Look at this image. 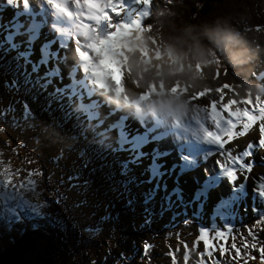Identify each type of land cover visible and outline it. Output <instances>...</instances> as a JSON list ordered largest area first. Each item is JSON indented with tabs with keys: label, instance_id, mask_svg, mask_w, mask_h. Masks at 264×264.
<instances>
[{
	"label": "rangeland",
	"instance_id": "obj_1",
	"mask_svg": "<svg viewBox=\"0 0 264 264\" xmlns=\"http://www.w3.org/2000/svg\"><path fill=\"white\" fill-rule=\"evenodd\" d=\"M156 2L157 0H151L150 5ZM119 3L121 5L119 10L117 12L109 11V19L102 21L103 27L97 28L98 38H103L104 34L113 31L112 25L118 23L131 24L134 20L140 24L145 12L149 11L137 0H119ZM68 5L73 8L71 0ZM1 13L7 14L1 17L2 23L0 22V42L2 45L8 47L9 50H15L24 68L32 70L36 80L45 84L47 89H52L55 94L67 95L73 106L78 103L79 108L85 113L88 124L91 123L92 119H96L98 114L104 115L106 125L105 123L103 125L106 127L100 129L103 139L109 141V145L111 144L114 149L117 148L122 156L129 159L127 161L128 166H132L138 171L137 175L140 180L138 190L140 192L144 189L147 190V199L153 202L152 207L159 212V215L149 211L147 207H143L146 210L138 207L136 209L137 214L148 224L154 223L153 226L157 224L164 227L165 232L163 237L159 239L161 248H151L152 245H149L145 250L141 247V254L145 256L144 259H141L143 261L141 264H146L148 260L149 264H172L173 257L176 264H201L202 260L204 264H221V262L222 264H245V261L246 264H261L260 253L251 248L250 245L253 242L256 243L257 248L264 245V231L252 230L257 236V239L252 241L251 237H248V229L250 228L248 225L253 222V219L249 217V214L244 216V213L240 212L243 207L246 210L253 207L256 212H259L258 216L264 215V197L254 187L255 184L258 186L261 181H264V145L255 142L257 135L255 132L246 138L237 137L234 142L229 143L233 151V148L237 149L236 145H244L248 139L253 140L246 151L251 153L254 161L258 163V173L247 176L238 173V178L232 182L226 179L221 181L219 185H216L217 182L208 186L204 183L205 181L220 178L221 170L215 163L216 159H223L219 155L220 152L207 161V165L202 169L204 173L200 172L199 174L196 169L184 170L182 156L179 159L178 169L175 168L177 165L174 157L179 156L181 147H184L185 141L192 135L178 136L175 130L174 117L165 110L159 101L149 103V98L154 94V91H157L156 88L152 91L150 88L144 87L140 91L132 90L133 82L141 85L137 82L140 74L133 75V70L129 67L127 56L123 50L118 51L123 56L120 69L126 71L123 75L126 84L123 83L124 80H121L122 93H120L121 91L117 93L115 92V84L110 79L103 83L96 78L97 75L90 68L92 57H89L87 61L82 60L81 52L85 49V52H88L96 60V64L104 61L106 57L103 53L98 54L97 50L92 52L87 46L85 37L79 38L82 41L78 43V39L72 36V32L75 31V27H73L75 16L69 17L70 24L68 25L63 22V15L52 9L46 0H0ZM263 19V13L258 18L250 19L249 29L241 32L249 41L246 62L215 70L214 78L210 77L207 87L200 90L210 89L205 98L192 101L194 111L199 110L200 114H192L190 120L194 117V119L205 120L202 112H206L207 101L215 99L217 106L219 105L221 102L220 94L216 93L215 89L224 83L233 85L231 91L222 89L224 102L228 98L239 101L249 94L253 100L256 96L264 100ZM256 25L260 26L259 29L256 28ZM22 30L26 32V36L22 34ZM128 31L131 33L132 31L143 30L140 25L139 27H132ZM82 36L84 35L82 34ZM131 47H136V45H131ZM157 75H159L158 72ZM58 80L60 85H57ZM159 91L163 92L164 88L160 87ZM5 103L6 100L0 96L1 118L4 117L3 114L7 110ZM238 106L244 107V105ZM125 109L128 113L125 112ZM222 115L226 116V113H222ZM206 123L210 128L213 127L212 122ZM17 132H6L3 137L8 141H18L20 135ZM44 134L38 138L33 137L29 143V147L43 168L33 171L27 180L15 182L20 187L18 191L17 187L14 186L4 187L5 196V190L3 192L0 189V210L7 208L8 204L13 206L12 201H19L14 206L23 212L17 217L25 215L35 217L46 212L54 218L56 225L63 227L66 222L63 217L66 215L63 204H68L73 215L80 222H94L98 224V227L92 230L82 229L75 225L72 227V231L78 234V245H81L82 248H70V250L46 248L48 257L59 259L62 250L66 249L71 253L70 256H73L72 260L79 264H100L101 258L104 261L106 259L111 260L116 255L111 248L108 246L99 248L94 244L96 232L101 230L98 219L92 218L98 213V211L91 212L96 210L95 201L90 195L89 198L87 194L86 197L82 196L84 190H82L81 183L78 184L77 188H73L69 182L66 187L62 185V181L58 180L63 179V175L60 173L63 172L62 165L75 163L72 158L62 157V154L66 152L64 143L68 144V138L52 135L51 130L44 132ZM113 138L115 139L113 140ZM21 145L20 142L19 146ZM55 147L58 152H61L58 153L54 149ZM227 150L229 149L227 148ZM242 158L244 159V156ZM86 159L92 160L89 155H86ZM130 160L133 163H129ZM261 161L262 164H259ZM46 165L47 167H45ZM81 173V167L76 165L71 172H64V177L71 180L81 176ZM240 183H247L245 192H240ZM181 186L189 189L183 190ZM130 189L131 187L127 185L117 187L116 197H120L118 193ZM212 203H214L213 207ZM25 206L26 209H23ZM30 212L34 213L29 215ZM184 216L192 217L187 226L181 223ZM224 225L231 226L226 241L215 240L212 233L218 228L223 230ZM145 226L147 225L144 224ZM136 227H140L138 222ZM198 228L209 230L210 239H213L215 243V257H219V244L221 242L226 243L229 251H231L233 240L241 248L242 253L247 252L249 256H241L235 260L230 259L227 254L218 259L207 255L198 256L197 253H203L202 241H196L195 246H193V241L198 235ZM146 236L151 238L148 231ZM241 237H244L248 242V248L243 247ZM141 241L143 244L144 241ZM94 248H99V255L95 253ZM170 251L173 254L172 257L168 255ZM185 251L188 253L187 259L184 256ZM131 252L132 255L135 250L132 249ZM231 255L234 257L235 252L231 251ZM119 258L128 260L125 254Z\"/></svg>",
	"mask_w": 264,
	"mask_h": 264
},
{
	"label": "trees",
	"instance_id": "obj_2",
	"mask_svg": "<svg viewBox=\"0 0 264 264\" xmlns=\"http://www.w3.org/2000/svg\"><path fill=\"white\" fill-rule=\"evenodd\" d=\"M148 9L149 14L141 19V28L145 32L158 28L161 22L165 25H197L219 18L241 33L249 29L250 19L264 14V0H157ZM217 65V70L226 66L220 65L219 61ZM31 72L25 71L15 50H9L0 42V96L6 100L7 109L4 117H0V168L12 177V182L7 186L0 182V189L4 192L5 188L14 186L18 191L20 187L15 182H23L33 171L43 168L29 143L33 137L44 136V132L51 130L52 135L68 138V144L63 145L66 152L62 157L75 160L74 164L62 165L63 172L60 173L63 179L58 180L66 187L69 182L73 188L81 183L84 190L82 196L87 194L88 198L89 195L93 198L96 210L91 212L98 213L92 218L98 219L101 225V230L96 232L94 244L99 248L108 246L116 253L111 260L105 258L104 261L101 258L100 264L133 263L141 251V240L148 239L145 231L153 232L151 238L154 240L153 244L149 240L146 243L152 245L151 248H161L159 239L163 237L162 226L154 227L150 224L143 230L146 222L137 214L138 207L142 210L147 207L149 211L156 212L157 216L159 212L152 207L153 202L147 199V190H138V172L127 165L129 159L109 145V141L103 139L97 129L88 127L85 113L78 103L73 106L67 95L55 94L52 89H47ZM57 82L60 85L59 80ZM98 119L104 120L106 117L101 115ZM10 131H18V141H8L3 137ZM114 146L117 147L116 144ZM54 149L58 152L56 147ZM86 155L92 160L86 159ZM76 165L81 167V176L71 180L64 177V172H71ZM121 185L131 189L118 193L120 197H116L115 191ZM18 203L12 201L14 205ZM14 205L8 204L7 208L0 210V264H79L72 260L73 256L66 250L82 248L78 245V234L72 231V227L77 225L82 229L94 230L98 224L80 222L68 204H63L66 212L63 215L66 220L63 227L56 225L54 218L46 212L35 217H17L23 210L16 209ZM247 210L243 207L241 212L249 213L253 220L258 218L255 208ZM191 219V216H184L182 224L187 226ZM137 222L140 227H136ZM248 226L254 231H264V223L254 226L251 222ZM46 248L66 249L62 250L59 259H54L48 257ZM99 248H94L97 255L100 253ZM131 248H136L132 255ZM122 254L128 260L119 258Z\"/></svg>",
	"mask_w": 264,
	"mask_h": 264
},
{
	"label": "clouds",
	"instance_id": "obj_3",
	"mask_svg": "<svg viewBox=\"0 0 264 264\" xmlns=\"http://www.w3.org/2000/svg\"><path fill=\"white\" fill-rule=\"evenodd\" d=\"M71 4L75 12L70 11L67 16H75L79 21L74 22L75 30L89 41L87 45L89 49H95L98 54L103 53L106 57L101 63L92 64V71L99 81L110 79L115 84V92L121 91L120 63L123 56L118 50H123L133 73L136 71L140 73L137 82L144 86H148L149 82L156 85L157 92L149 98V103L159 101L176 119L195 110L190 96L206 88L210 77L214 78L213 73L218 67L217 61L220 65L228 67L246 62L248 56L247 38L219 18H213L210 23L197 25L187 23L165 25L161 22L158 28L146 32L129 33L128 30H122L110 41L105 40L101 43L103 38H98L95 25L102 20L101 9L104 5L94 4L91 0H84L83 4L71 0ZM5 15L7 14L1 13L0 20ZM22 34L26 36L23 30ZM156 49L161 54L158 59L152 55ZM81 57L89 60L88 52H81ZM156 65H159L158 69ZM28 70L30 69L25 68V71ZM157 81L163 84V92L159 91ZM174 85H178L179 88L176 91H169ZM88 127L92 128L91 125ZM149 226L143 227V230ZM148 232L151 237L153 232ZM164 233L163 229L162 234ZM147 240L151 241V244L154 242L152 238Z\"/></svg>",
	"mask_w": 264,
	"mask_h": 264
},
{
	"label": "snow or ice",
	"instance_id": "obj_4",
	"mask_svg": "<svg viewBox=\"0 0 264 264\" xmlns=\"http://www.w3.org/2000/svg\"><path fill=\"white\" fill-rule=\"evenodd\" d=\"M78 4H83L84 0H76ZM94 4H103L104 7L101 9L102 20L107 21L109 19L108 12L113 11L117 12L121 7L119 0H91ZM138 3L142 4L146 9L149 7L151 0H137ZM46 3L51 6L56 12L67 16L70 14V10L66 6V0H46ZM148 12H145V15H148ZM140 24L138 21H133L131 24H123L118 23L112 25L114 28L113 31L107 34V38H103L101 43L105 40H111L113 37L119 35L122 30H128L132 27H139ZM259 25H256V28L259 29ZM143 51V50H142ZM146 55V53H144ZM159 50H156L153 53L155 58L160 57ZM159 68V65H157ZM122 75V74H121ZM159 86L163 88V84L160 83ZM149 88L155 90L156 85L150 84ZM179 88L178 85H174L172 89L169 91H176ZM222 89L233 90V85L228 83H224L221 86L215 89V92L220 94L221 102L217 106V101L213 99L212 101H207L206 103V112L209 120L214 125L213 129H207L201 126V132L207 141L216 145L220 149L219 155L223 157V159H216L215 163L220 168L221 173L226 176L229 182L236 180L238 173L242 176H247L251 171V164L246 163L242 158L243 156L248 155L246 149L249 145L253 143V140L248 139L247 143L244 145H237V149L235 150V154L231 149V144L229 142H234L237 137L246 138L251 136L253 132L257 135L255 142L261 145H264V100H262L259 96H256L253 100V97L249 95H245L239 101L234 98L227 99L224 102ZM210 91V89L198 91L190 96L192 101L196 99H204L206 94ZM238 105H244V107H240ZM222 113H226L222 115ZM238 129V130H237ZM228 148V151H224L225 148ZM217 155V154H216ZM30 173V172H29ZM0 177H2V182L4 185H9L12 182V177L10 173H6V170L0 168ZM28 179V176L25 177V180ZM22 186V184H21ZM259 194L264 197V181L257 186L256 189ZM264 223V215L258 216L257 219L253 220V225H260ZM231 229V226L224 225L223 230L218 228L212 233V236L215 240L226 241L228 230ZM248 237H251L252 241L257 239L256 234L253 233L252 229H248ZM242 245L244 248H248L249 244L245 240L244 237H241ZM196 241L203 242V253H197L198 256L207 255L209 257H213L214 259H218L219 257H224L226 254L229 255L230 259H238L241 256L248 257L249 253L241 251V248L237 246L235 240L231 245V251L235 252V256L231 255V251H229L226 243L221 242L219 244V257L214 256V248L215 243L213 239H210L209 230L205 228H198V235L193 241V246H195ZM251 248L256 249L260 253L261 264H264V245H261L257 248L255 242L251 245ZM142 247L146 250L149 245L148 243H143ZM170 257L173 256L172 252L168 253ZM187 251H185L184 256L187 259ZM172 264H176L175 258L173 257ZM201 264H204V261H201ZM222 264V262H221ZM246 264V261H245Z\"/></svg>",
	"mask_w": 264,
	"mask_h": 264
},
{
	"label": "bare ground",
	"instance_id": "obj_5",
	"mask_svg": "<svg viewBox=\"0 0 264 264\" xmlns=\"http://www.w3.org/2000/svg\"><path fill=\"white\" fill-rule=\"evenodd\" d=\"M35 1H38V0H35ZM70 0H66V6L68 7V9L70 10V11H73V12H75V9L74 8H72L71 6H69L68 5V2H69ZM62 19H63V22H66L68 25L70 24V19H69V17L68 16H62ZM81 20L83 19V18H80ZM75 23H79V21H77V19L75 18L74 20H73ZM59 23H60V20L58 21ZM75 23H73V27H75ZM91 23V22H90ZM125 24V23H124ZM95 27L96 28H101V27H103V23H102V21H100L97 25H95ZM63 30V29H62ZM76 34H78V35H76ZM65 36H67L66 34H65ZM72 36L73 37H76L77 39H78V43H80L82 40H79V38H81V37H84V36H82V34L81 33H78L76 30L74 31V32H72ZM103 37V36H102ZM83 45V44H82ZM85 48V47H84ZM82 49V48H81ZM92 52L95 50V49H90ZM86 51V49L83 51V52H85ZM92 52H90V53H92ZM89 56H92V55H89ZM93 57V56H92ZM82 60H83V58H82ZM87 63V62H86ZM93 63H96V60H94L93 59V61H92V63L90 64V68H92V64ZM94 73V72H93ZM124 73H126V71H124L123 69H122V71H121V80H124V77L125 76H123L124 75ZM140 73H139V71H136L135 73H133V75L134 76H137V75H139ZM108 80H105V81H102L103 83L105 82H107ZM56 82V81H55ZM54 82V83H55ZM58 83V82H57ZM59 83H60V81H59ZM124 84H126V80H124V82H123ZM161 82L160 81H157V84H160ZM151 84V82H149V85ZM52 85V84H51ZM149 85L148 86H144V85H138V84H136V83H132V90L133 91H140V90H142V88L144 87V88H149ZM53 86V85H52ZM123 86V85H122ZM46 88V87H45ZM124 88V87H123ZM160 89V88H159ZM151 91H152V89H150ZM149 90V91H150ZM120 93H122V89H121V92ZM150 95V94H149ZM96 105V104H95ZM100 105V104H99ZM138 107V106H137ZM125 112L126 113H128L127 112V109H125ZM192 114H200V111L199 110H196V111H190V112H188V113H186L184 116H182V117H180V118H178V119H176V118H174V120H175V123H176V134L178 135V136H180V137H183V136H186V135H192V134H194V127H193V120H194V118H192L191 120H190V118H191V115ZM160 115H162L161 113H160ZM159 115V116H160ZM164 115V114H163ZM202 115H203V117H204V119L206 120V122H211V120H209V118H208V116H207V114H206V112L205 113H203L202 112ZM165 116H166V114H165ZM171 120V119H170ZM156 125V124H155ZM238 130V129H237ZM240 140V139H239ZM184 143V142H183ZM238 143V142H237ZM203 144V143H202ZM202 144H198L197 145V147L195 148V151H194V153L192 154V157H193V161H192V163H191V166L189 167V169H188V171H191V170H193V169H196V172L197 173H199L200 174V172L201 173H204L203 171H202V169H204V166H206L207 164V161H209L214 155H216V153H218V152H220V150H210V149H207L206 148V146L204 145V146H202ZM237 146V145H236ZM224 151H228L227 150V147L225 148V150ZM235 153V149L233 148V154ZM187 154V152H186V149L182 146L181 147V149H180V151H179V153H178V155L179 156H175L174 158H175V163H176V165L177 166H175V168L176 169H178V165H180L179 164V159H180V156H182V167H183V169L184 170H186L187 171V169H186V163L184 164L183 163V159H184V156ZM245 161H246V163H250L251 164V171H250V173H249V175H251L252 173H258V163L256 162V161H254V159H253V155L251 154V153H248V155L245 157ZM254 161V162H253ZM259 164H262V161L259 163ZM205 169L208 171V169L205 167ZM219 176H220V178H218V179H216V180H212V181H209V180H207V181H205L204 183L205 184H207L208 186H211L212 184H214V183H217L218 182V184H216V185H219V183L221 182V181H225L226 180V177H224V175L220 172V174H219ZM237 178H238V175H237ZM254 187L257 189V185L255 184L254 185ZM181 188L183 189V190H185V189H189L188 187H185V186H181ZM181 189V190H182ZM259 193V192H258Z\"/></svg>",
	"mask_w": 264,
	"mask_h": 264
},
{
	"label": "flooded vegetation",
	"instance_id": "obj_6",
	"mask_svg": "<svg viewBox=\"0 0 264 264\" xmlns=\"http://www.w3.org/2000/svg\"><path fill=\"white\" fill-rule=\"evenodd\" d=\"M133 249V248H131ZM142 249V248H141ZM145 256L141 254V251L139 252L138 258L133 262V264H141L143 261L141 259H144ZM146 264H149V260Z\"/></svg>",
	"mask_w": 264,
	"mask_h": 264
}]
</instances>
